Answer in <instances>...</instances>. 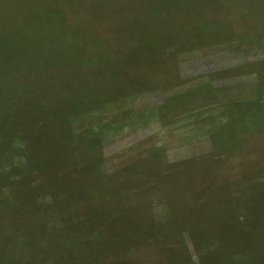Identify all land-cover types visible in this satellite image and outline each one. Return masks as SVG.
<instances>
[{
	"label": "rangeland",
	"instance_id": "obj_1",
	"mask_svg": "<svg viewBox=\"0 0 264 264\" xmlns=\"http://www.w3.org/2000/svg\"><path fill=\"white\" fill-rule=\"evenodd\" d=\"M241 1L0 0V79L7 71L4 77L12 81L0 80L5 92L0 97L15 116H36L42 123L33 126L48 128L39 163L16 172L17 180L6 181L5 174L0 179V264L47 263L43 257L50 248L39 245L51 241L36 240L34 247L24 235L45 236L47 226L56 231L53 223L60 227L55 232L60 246L71 247L64 248L72 254L69 264H244L264 257V122L242 126L255 107L252 100L264 95V5L259 10L254 0ZM247 2L254 7L251 15L243 10ZM146 10L151 16L142 19ZM166 31L177 34L168 41L174 52L169 57L167 47L160 59H150L149 51L160 52L155 37ZM142 35L146 41H135ZM105 39L111 48L107 58L113 59L104 68H125V74L103 73L101 63L92 61L95 55L89 56L90 45ZM139 51L145 58L136 56ZM149 59L153 69L144 75L139 63ZM22 66L26 71L17 72ZM112 76L121 85L140 78L147 89L158 81L166 87L145 92L126 107L123 102L121 110L103 106L93 117L104 119L95 125L94 150L84 147L89 130L72 120L64 122L66 132L81 130L75 141L53 145L49 133L59 116L86 109L91 101L115 100L101 88ZM46 84L57 89L50 98ZM91 86L104 96L88 95ZM176 91H188L190 98L173 102L154 119L152 110L162 108L165 97L175 101ZM199 105L209 106L206 115H192ZM3 128L15 134L19 125L5 122ZM69 144L89 155L82 160L85 170L96 164V150L101 153L105 174L119 182L116 193L128 195L113 196V185L98 186L93 200L82 192L78 204L70 205L65 197L75 192L71 181L98 178L82 167L57 170L63 167L57 157ZM3 187H15L10 209ZM44 194L55 200L40 207Z\"/></svg>",
	"mask_w": 264,
	"mask_h": 264
},
{
	"label": "trees",
	"instance_id": "obj_2",
	"mask_svg": "<svg viewBox=\"0 0 264 264\" xmlns=\"http://www.w3.org/2000/svg\"><path fill=\"white\" fill-rule=\"evenodd\" d=\"M244 1L245 0H242L241 4ZM254 1H255V3L253 4V6L254 5H258L259 10L263 9L262 6L264 5V0H260V1L254 0ZM249 3L247 4V6H245V7H248V9H245V7H243L244 9L243 8L242 9L244 10L245 14L249 13V15H251L252 12H253V8L254 7L251 6V4H249ZM151 13H152V11H150V10L149 11H147V10L144 11L145 15H144V17L142 19H144L148 15L151 16ZM153 19L157 20L156 18H153ZM173 35L177 36V34L175 32L173 33V32H170V31H166L162 38L160 36H158V35H157L158 37H155V42L156 43H155L154 46H158L160 48V52L158 51V52L154 53V52H150L149 51L150 59L151 58L160 59V57L163 55L162 53L164 51V48L167 49V47L169 48L167 54L169 55V57L171 56V54H172V52H174L173 50H175V48L174 47H170L173 44H172V42H168V41H171L170 39H171V37H173ZM96 37H98V36L96 35ZM242 39H243V37H240L237 40L240 41ZM136 40L146 41L147 39H146L145 35H142V36L137 37V39H135V41ZM161 40H163L164 43L161 42ZM233 40L235 41V39H233ZM98 41L100 42V40H98ZM98 41H97V43H94V45H90V47H91L90 51L94 52V53H90L89 56H92V55L94 56L95 55V57H94V59L92 61H97V62L101 63L100 65H102V67L100 68V70L103 69V73L105 71V73L109 72L112 75L113 74L114 75L117 74L119 76L122 75V74H125V72H126L125 68H115V69L113 68V69H111L112 66H109V68H107V69L104 68V65L107 64V62H111V59H113L112 58L113 55L111 57L107 58V55H106V52H108L107 49H111L109 47V45H108V40H106V39L103 40V44L102 45L99 44ZM168 44H169V46H166ZM86 49H89V48H86ZM115 52H118V51L116 50ZM84 54H85V52L81 51V58L83 59V61L85 60L84 62L89 63L85 59ZM137 54L138 53H136V56L138 58L139 57L140 58H142V57L145 58V56L141 55L142 53H140V51H139V54L138 55ZM136 56H135V58H136ZM135 58L133 60L129 61V63L125 64V65L129 66L132 63V61H135ZM150 59L146 60V61H143L142 63H139V66L143 70L144 75L145 74L151 75V71H152L153 68L151 66ZM81 63H82V61H81ZM90 64L91 63H89V65ZM153 66H155V65H153ZM136 67H138V63H136ZM85 68H87V65L85 66ZM92 68L93 67H91V68L89 67L88 68L89 69L88 73L91 71ZM20 70L21 71L22 70L26 71V69L23 66L20 67L17 70V72L20 71ZM112 70H114V71H112ZM15 74H17V73H15ZM6 75L9 77L10 74H8V72L6 71L5 73L2 74L0 80L3 81L6 84L12 83V81H9V80L6 79L7 77H4ZM57 76H58V79L56 77H53V78H56L57 81H58V84L56 86L61 87L63 85V83H59V80L60 81L62 80L61 79L62 75L61 74L58 75V73H57ZM209 77H211V76H209ZM106 79H107L106 81H112V82L107 84L106 86L101 87V88L106 90L104 93L108 92L107 96L114 95L115 96V98H114L115 100L114 101H109L108 99H105V101L102 102V103H101V100L100 101H97V100L96 101H91L90 103L88 102L89 104L87 103L88 104L87 106L86 105L84 106V107H87L86 109H80L79 112L71 110V112L69 114H67L65 117L59 116L58 126L57 127L53 126V129L51 131L52 133L51 132L49 133V134H52L51 138L53 140V142H52L53 145H56L58 147V143H56V141L57 142H59V141L62 142V141H66V140H68V141L70 140L72 142L75 141V138H76L77 134H79L81 132V130L78 127H76V131H74V132L73 131L66 132L68 130L66 129V126H65V122L66 121L71 122V120H72V121L77 122V125L81 124V125L85 126L83 128L84 130L82 129L83 132H86V130H89V133L86 136L87 138L84 139V142H85V145H87L89 147H93V148H89V147H86L84 145H82V146H84L86 149L94 150V148H95L94 144L99 140L98 139L99 138V134H98L99 133V131H98L99 127L97 128V126H95V125L97 123H99V122H103L104 119H100L101 118L100 117L99 118L100 120H94L93 117L96 116V114H98V115L100 114L99 110L103 106H114V107L117 106L121 110L123 108V105H122L123 102H125L124 106L126 107V106H128V102L132 101L133 98L137 99L138 96H140L141 94H143L145 92H148V91H151V90L156 91V89L162 90L164 87H166V86H163L164 83L162 84L161 81H158L156 83L151 84L149 89H147V85L140 78L135 80V81H127L123 85H121V83L118 82V80L117 81L114 80L113 76H112V80L109 77H106ZM3 82H0V84L3 83ZM122 83H124V82H122ZM206 83L208 84L209 81H206ZM52 84H53V81H52ZM68 84L69 83H67V85ZM3 85H5V84H3ZM49 85L50 84H46L47 87H51V88H48L49 89V94L47 93L48 97L50 98V95L55 94L54 91H56L57 89H55L54 86H49ZM138 85H141V86L139 88H137ZM206 85H204V86H206ZM209 87H210V84L208 86H206L205 88H209ZM100 89L96 88V86H91L87 90L88 91V95H92V94H94V95H103V93H99ZM123 89L127 90V92L124 93ZM112 90H114V91L112 92ZM176 92H178L176 94L179 95V97H177V99L175 101L173 99H167V97H165L163 99L164 101L162 102L163 103L162 108L158 107L159 109H156V112H155L154 109L152 110L151 115H154L156 113L158 114V115L156 114L154 119H158L160 116H164L163 114H165L168 111V109L172 107L173 102L175 104V103H184V102L187 101V98L189 97L187 95L188 91H184V93H182V94H179V93H181L179 91H176ZM0 95L4 96L5 92L3 90H0ZM256 99L257 98L252 100V101L255 100V102H256L255 107H251L250 106L252 109H248L250 111L247 112V114H246L247 115V119L244 121L245 123L243 122L242 126H247V124H250V125H253V126L257 125L258 122H256V120L259 121V123L261 122L259 125H262V121L264 122V113H262L260 115V117L257 116L258 115L257 111L264 109V95L262 96V98H259L257 100ZM2 103H4V104L2 105ZM245 106L249 107L247 105H245ZM161 109H162L163 112H161ZM208 110H209V106L205 107L203 105H199L198 108H196L195 110L192 111L193 112L192 115L194 113L197 114L198 112L199 113L200 112H204V114L206 115L207 113L205 111H208ZM42 112L45 114V112L43 110H42ZM81 112H83V113H81ZM8 116H10V118ZM33 119H34V121H33ZM33 119L30 118V117H25V116H18V115L15 116V113L13 112V107H11L9 105H6L5 104V100L0 97V179H2L4 177V174H5L6 181L14 180V179L17 180L18 179L17 177H19V175H18L19 173L16 174V172H22L24 167H25L26 171H28L27 166L29 164H31V163H39V159H40L41 155L43 154L40 150L45 148V139L46 138L44 137L43 134H44L45 131L48 130V128H46V127L44 128L43 126H39L37 128L38 125L37 126H33V124H35V122L42 123L41 120L38 121L36 116ZM241 121L242 120H240L239 122H241ZM5 122H7L9 124V126H12L14 124H18L19 125V128L14 132L15 134L7 133L8 131L6 129L4 130L3 127H4V123ZM40 127H43V128H40ZM3 135H5L6 137L3 136ZM38 140H39V142L37 143ZM32 143H34V144H32ZM69 145L71 146L73 144H69ZM36 146H38V148L40 147V149L36 148ZM73 146H71L69 149H67L66 153H64V154H66L65 157H67V158H63L64 154L62 155V158L60 160H59V157H57L58 159H57L56 162L57 163L59 162L61 165H63V167L57 168V170H59V171L63 170L64 167L68 166V165H71L74 168L82 167L81 165H83V162H82L83 158L86 159V158L89 157V155H87V154H84V155L81 154V153L79 154V151H77V148L73 147ZM31 147H32V149H31ZM96 153L98 154L97 157H96V164L97 165L95 163H93L91 165H87V166H90L92 168V170L91 169H86L85 170L83 167L82 168L84 169V173H88L91 176L97 177L98 179H95V178L91 177V179H89L87 181H85V179H82L79 182L78 181H74V182L71 181V185L74 186L72 188H75V192L72 195H66V197H65V198L71 199V204L70 205H72L73 203L78 204V201H79L78 198H81L80 195H81L82 192H83L84 196L87 199L93 200L94 197L96 196L95 188H98V186L99 187H108L110 185H113V189H112V193L113 194L111 193L113 196L115 194H121L120 196L128 195L129 191H123L122 192L121 189L117 190V193H116V187L117 186H116L115 183H117L118 180H113L111 175L109 176L110 173L105 174V171L107 170V168L105 167V163L103 162V159H104L103 155L101 153H98L97 150H96ZM99 161H101L102 164H99ZM139 163H137V164H139ZM39 172H43V171L42 170L37 171V176L40 175ZM140 172H141V174H145L146 173V171H140ZM77 187H80L81 191ZM3 188H4V191L7 190V192H6V203H7L8 209H10V208L13 207V205L11 203V199H10L11 197L10 196L12 195V191H13V189L15 187H11V190H9L8 187H3ZM58 197L60 199V196H58ZM43 199H45V200L41 199V201H39L40 202V207L43 206V205L49 204V201H51V200H49V199H47L45 197V194L43 195ZM53 200H55V198H52L51 203L53 202ZM22 204H24V201H21L18 207H21ZM24 209L27 210L28 207L24 208ZM55 214H57V212ZM72 217L76 218V216H72ZM117 223H121V222L119 220H117ZM52 225H53L54 229H56V231L60 230V227L58 228L57 224L53 223ZM45 231L47 232V234L45 236L40 234L41 232H38L39 234L37 233L35 238H32V236H30L29 234H25L24 235V239L29 241L28 244L31 245V246L33 245L34 247L37 244L39 245V243H37L36 240L40 241V240L48 239V241H51V243L45 244L46 247H44L43 243H40V245H39L43 249L44 248H50L49 251H45V254H47V256L43 257V258H48V260H47L48 262L47 261H46L47 263L42 262L43 264H69V261L72 259V256H68V254H70V255H72V254L68 253V252H65L64 248L65 249H68V248L71 249V247L67 248V247H65L66 246L65 244H64V247L60 246V242L57 240L58 237L56 236V233H55L56 231H54L49 226L45 227ZM260 237L264 240V228H261ZM52 238H53V240H56L57 242H53V240H51ZM58 244H59V246H58ZM61 244H63V243H61ZM54 248H57L59 250L57 252L51 253V250L54 249ZM64 252L67 253V254H64ZM40 259H42V258H40ZM252 259H254V258H252ZM92 261H94V259ZM242 263H244V264H264V257L261 256V258H257V260L256 259L251 260V261L248 260V261H245V262H242ZM116 264H118V263H116ZM119 264H129V263L124 262V263H119Z\"/></svg>",
	"mask_w": 264,
	"mask_h": 264
}]
</instances>
